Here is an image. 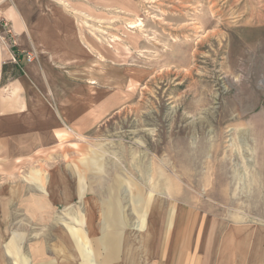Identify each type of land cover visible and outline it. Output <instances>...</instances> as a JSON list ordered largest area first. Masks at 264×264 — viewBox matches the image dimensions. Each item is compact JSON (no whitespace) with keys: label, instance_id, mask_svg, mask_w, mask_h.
<instances>
[{"label":"rangeland","instance_id":"374dc122","mask_svg":"<svg viewBox=\"0 0 264 264\" xmlns=\"http://www.w3.org/2000/svg\"><path fill=\"white\" fill-rule=\"evenodd\" d=\"M68 10L102 45L104 73L118 70L119 110L49 158L92 170L104 192L97 205L121 207L115 217L125 223L139 217L129 211L137 206L264 223V0H116ZM7 186L16 184L0 181ZM16 224L8 234L22 235L28 255L35 222L24 231Z\"/></svg>","mask_w":264,"mask_h":264},{"label":"crops","instance_id":"0c3cea01","mask_svg":"<svg viewBox=\"0 0 264 264\" xmlns=\"http://www.w3.org/2000/svg\"><path fill=\"white\" fill-rule=\"evenodd\" d=\"M114 1L0 6L13 27L17 58L0 49V181L16 184L0 189V264H264V223L150 206L129 209L139 217L125 223L115 217L121 207L97 205L104 192L92 170L81 174L70 162L49 158L68 136L90 135L118 113V70L104 73L97 59L102 45L68 10ZM27 53L35 54L33 62H26ZM28 221L35 222V242L27 255L22 235L11 236L8 228L17 222L24 231Z\"/></svg>","mask_w":264,"mask_h":264},{"label":"built area","instance_id":"2783aa9c","mask_svg":"<svg viewBox=\"0 0 264 264\" xmlns=\"http://www.w3.org/2000/svg\"><path fill=\"white\" fill-rule=\"evenodd\" d=\"M15 47L16 42L13 27L11 23L0 14V49L10 51L14 57V61H17L16 52L14 51ZM24 59L28 63L33 62L35 60V54L27 53Z\"/></svg>","mask_w":264,"mask_h":264},{"label":"bare ground","instance_id":"6f19581e","mask_svg":"<svg viewBox=\"0 0 264 264\" xmlns=\"http://www.w3.org/2000/svg\"><path fill=\"white\" fill-rule=\"evenodd\" d=\"M137 24H139V22H135V23L130 24L131 25V28H136L138 26Z\"/></svg>","mask_w":264,"mask_h":264},{"label":"trees","instance_id":"16d2710c","mask_svg":"<svg viewBox=\"0 0 264 264\" xmlns=\"http://www.w3.org/2000/svg\"><path fill=\"white\" fill-rule=\"evenodd\" d=\"M6 68H7V65L5 64L3 67L4 72L6 71ZM4 80H5V76H3V82H4Z\"/></svg>","mask_w":264,"mask_h":264}]
</instances>
